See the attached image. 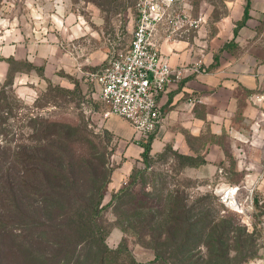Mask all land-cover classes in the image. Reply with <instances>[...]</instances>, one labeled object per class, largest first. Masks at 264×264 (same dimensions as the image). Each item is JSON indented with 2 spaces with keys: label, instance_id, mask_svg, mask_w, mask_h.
Segmentation results:
<instances>
[{
  "label": "rangeland",
  "instance_id": "1",
  "mask_svg": "<svg viewBox=\"0 0 264 264\" xmlns=\"http://www.w3.org/2000/svg\"><path fill=\"white\" fill-rule=\"evenodd\" d=\"M50 1L0 0V28L20 29L31 19L37 21L38 13L43 16L53 13ZM67 1L61 19L70 33L74 26L76 35L71 41H67L69 36L66 37L63 46L65 53L82 62L78 64V72L62 69L58 71L59 77L50 78L45 75L44 66H36L43 79L42 86L36 90L23 89L15 85V75L30 70L32 63L16 61L10 64L6 80L0 81V264H24L23 251L29 253V264H72L70 255L60 259L59 263H52L58 255H51L53 246L54 249L59 247L57 243L61 240L76 244L78 239H74L72 232L40 234L42 227L45 228L41 225L44 221H59L62 215L61 209L52 211L51 208L60 205H53L52 199L53 194L60 196L63 192L60 189L66 175L80 183L76 189L83 194H90L98 183L107 181L97 221L110 249L127 248L120 262H126L130 256L138 262H150L155 259L156 242H161L160 248L166 249L170 247L172 237L175 243L176 239L179 241L182 235L179 227L171 228L170 234L164 233L163 227L169 205L175 203L177 193L186 197L187 206L195 208L200 200L213 213L222 215L213 194L218 183L241 185L238 194L243 205V211L239 212L241 218L229 214V219L237 227L244 228L248 224L252 230L256 211L250 207L249 198L259 172L264 171V156L256 166L252 159H243L236 153L240 143L248 142L253 146L250 131L239 132L234 138L212 134L211 139L222 143L225 151L215 164L206 160V147L202 142L199 152L193 156L194 162L199 164L196 168L203 171L201 173L196 172L195 167L187 166L186 163L191 161L180 157L183 153L170 143L156 149L151 147L148 161H145L142 156L145 142L135 138L133 125L116 114L108 118L101 114L98 89L89 76L90 72L103 69L116 53L130 44L137 22L136 0ZM237 1L187 0V3L195 14L205 16L206 26L215 32L222 18L236 13ZM71 13L73 22L66 20ZM49 21L53 23L50 16ZM50 31L55 32L56 28ZM53 122L67 124V133L58 132L60 128H53ZM33 153L55 161L62 169L60 166L44 167L39 174L26 175L24 169ZM110 178L111 182H108ZM127 186L134 202L144 204L142 208L136 209L125 203L126 198L122 196L112 199L114 192L119 193ZM255 194L264 201V178L256 185ZM205 197L207 199L202 200ZM71 205L77 206L78 202L75 200ZM154 216H157V224L152 225V229L134 232L120 226L124 218H129L133 224L138 219L154 221ZM245 231L255 239L254 248L261 258L243 264H264V225L260 223L254 232L247 228ZM192 252L196 255L198 247ZM32 253H36L35 261L31 260ZM236 255L235 251L231 252L233 262ZM178 264H187L186 258L183 256Z\"/></svg>",
  "mask_w": 264,
  "mask_h": 264
},
{
  "label": "crops",
  "instance_id": "2",
  "mask_svg": "<svg viewBox=\"0 0 264 264\" xmlns=\"http://www.w3.org/2000/svg\"><path fill=\"white\" fill-rule=\"evenodd\" d=\"M62 1L57 4L51 0L53 13L47 16L38 13L37 21L31 19L20 29L0 28V81L9 74L10 59L33 64L30 70L15 75V85L23 89L36 90L42 86L43 79L36 66H44V73L50 78L59 77L58 71L62 69L78 72V64L82 62L64 52V40L68 36L67 41L74 40L76 30L73 26L70 33L64 27L61 16L68 1ZM186 5L194 18L202 17L203 21L173 41L164 40L166 30L161 29L160 48L174 68L192 65L199 59L204 64L199 72L172 74L166 90L158 97L164 120L151 147L156 149L170 143L179 152L196 156L203 142L206 160L215 164L225 151L222 143L211 139L212 134L234 138L239 132L250 131L253 146L240 143L236 153L252 159L256 165L264 156V111L251 103L250 96L264 83V0H252L251 16L237 34L234 29L243 18L245 0L237 1L236 13L222 18L215 32L206 26L205 16L195 14L190 4ZM71 18L72 13L66 20ZM51 28L56 31L51 32ZM227 42L232 43L226 47ZM192 96L201 100L189 102ZM196 167V172H203Z\"/></svg>",
  "mask_w": 264,
  "mask_h": 264
},
{
  "label": "trees",
  "instance_id": "3",
  "mask_svg": "<svg viewBox=\"0 0 264 264\" xmlns=\"http://www.w3.org/2000/svg\"><path fill=\"white\" fill-rule=\"evenodd\" d=\"M251 9L252 0H245L243 18L237 22V26L234 29L235 34H237L240 27L246 24V21L251 16ZM231 43L232 42L228 43L226 47L230 46ZM215 60H218V55H216ZM9 62L12 64L16 61L10 59ZM31 68H33V64H31ZM51 126L53 128H60L58 132H65L63 134L67 133V128L69 127L67 124L60 122H53ZM154 136L155 134L151 135L149 140L145 142L146 144L144 143L143 145L144 151L142 152V156L145 161H148ZM179 156L186 161H191L186 163L187 166L195 167L199 165L194 162L193 159H195V157L193 156L185 154H179ZM41 158L42 157L35 155V153L30 155L24 173L26 175H35L39 174L44 167L53 169L56 166H60L55 161ZM94 160L97 161L96 159ZM90 162H92V160ZM204 162L205 160L200 163L202 164ZM59 168L62 169V166ZM72 169L73 166L71 170ZM111 178L108 179V182H111ZM106 185L107 181L101 184L98 183L96 187L91 189L92 192H90V194H83L80 190L76 189V186H80V183L69 175H66L65 183H63L60 189L63 192H61L60 196L53 194V205L58 203H60V205L52 206L51 208L52 211L61 209L62 215L59 221H57V219H47L44 221L41 225L45 228L42 227L43 233L40 234L54 235L56 231H60V234L62 232H72L75 235L74 239L77 237L78 241L74 245L70 240H61L62 242L60 244L57 243L59 247L54 249L53 246L51 255L58 256L53 258L52 263H59L60 259H64L68 255H70L69 259H71L70 262H72V264H153L157 262L163 264H178L183 256L186 258L187 264H243L261 258L258 251L254 248L255 239L245 231L246 228L249 232L256 231V227H259L260 223L264 221V201H262L259 195H254L256 213L253 215L254 228L251 230L248 224H245L244 228L234 225L233 221L229 219V214H236L241 218L240 213L221 203L216 193L213 194L222 215L213 213L211 209L200 200L198 206L201 207L197 205L195 208L193 206H187L186 197L177 193L178 196L173 200L175 203L169 205L170 207L165 217L166 221L163 223V227L165 230L164 233L167 232L169 234L171 228L179 227L182 230L179 241L176 239L175 243L174 237H172L171 245L166 249L160 248L161 242H156L154 246L156 250L155 259L150 262H138L133 256H130L128 260L126 259V262H120L119 260L122 259L121 255L125 254L127 248L120 247L117 249H110L105 243V239L102 235V226L97 221V217L100 213V206L106 194ZM40 193L42 194L44 191H40ZM120 196H122L121 198H126L124 200L125 203L134 206L136 209L144 206L141 202H134V196L130 193L128 186L120 190L119 193L114 192L112 199L115 200ZM46 197H49L51 200L50 195ZM205 199L207 198L205 197L202 200ZM75 200L78 202V205H71ZM193 210L196 211L194 212ZM155 218H157V216H154V221L151 220L149 222L138 219L137 222L131 223L132 225L130 224L129 218H124L123 222H120V226L125 230L127 229L126 227L131 228L134 232H138L137 229L142 230L148 227L152 229V225L157 224ZM127 220L128 223L126 222ZM54 241L56 242V240ZM173 245V249H170ZM195 247H198L197 256L192 254V249H195ZM232 251L237 253L234 258L236 260L235 262L231 260ZM75 254L77 255L73 259V255ZM23 257L24 264H29V253L27 251L26 254L23 251ZM36 258V253H32L31 260L35 261ZM45 258L50 262V257L48 255H46ZM174 260L177 263L174 262Z\"/></svg>",
  "mask_w": 264,
  "mask_h": 264
},
{
  "label": "built area",
  "instance_id": "4",
  "mask_svg": "<svg viewBox=\"0 0 264 264\" xmlns=\"http://www.w3.org/2000/svg\"><path fill=\"white\" fill-rule=\"evenodd\" d=\"M186 4L187 0H136L137 22L130 44L116 53L103 69L89 73L98 86L101 114L105 118L116 114L127 119L135 128L138 141L147 142L162 126L164 111L158 97L166 90L172 74L199 72L204 64L199 59L192 65L174 68L160 48L158 34L161 29L166 30L162 36L164 40L173 41L203 21L202 17L194 18ZM200 100L195 96L189 98V102ZM250 101L264 111V83L251 94ZM257 178L249 198L250 207L255 211L253 192L264 178L263 170ZM241 188L238 184L218 183L214 192L226 207L242 212L243 205L238 197ZM261 223L264 225V221Z\"/></svg>",
  "mask_w": 264,
  "mask_h": 264
}]
</instances>
